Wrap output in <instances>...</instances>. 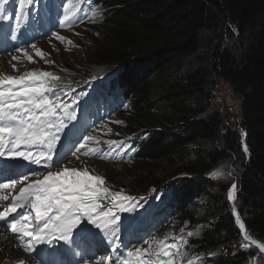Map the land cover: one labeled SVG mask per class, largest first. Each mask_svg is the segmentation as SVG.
I'll return each instance as SVG.
<instances>
[{
  "label": "trees",
  "instance_id": "obj_1",
  "mask_svg": "<svg viewBox=\"0 0 264 264\" xmlns=\"http://www.w3.org/2000/svg\"><path fill=\"white\" fill-rule=\"evenodd\" d=\"M93 6L100 31L90 42L91 59L115 71L95 78L105 81L104 93L119 94L126 105L116 109L118 129L137 135L125 146L128 162L113 190L135 197L161 192L153 202L135 205L132 217L152 204L151 223L176 216L193 232L201 230L195 239L180 238L177 264H226L222 252L242 234L232 212L212 220L226 208L232 181L216 182L210 173L237 157V185L247 202L240 205L241 220L264 243V0H95ZM224 22L238 32L237 47L217 42ZM213 76L239 97L238 124L200 107L197 99L217 90ZM178 176V184L163 186ZM253 249L228 264L262 257Z\"/></svg>",
  "mask_w": 264,
  "mask_h": 264
},
{
  "label": "snow or ice",
  "instance_id": "obj_2",
  "mask_svg": "<svg viewBox=\"0 0 264 264\" xmlns=\"http://www.w3.org/2000/svg\"><path fill=\"white\" fill-rule=\"evenodd\" d=\"M18 2L20 11L15 14L17 28L20 27L25 7L30 5L32 0ZM8 3L9 0H0V17L3 16L5 5ZM95 15L96 13H93V16ZM78 19L76 12L65 6L61 27L71 26L78 22ZM56 39L63 41L64 37L56 36ZM68 44L71 45L72 41L69 40ZM31 47L36 49L35 44ZM18 51L27 55L24 49ZM36 54L45 60V63L55 64L54 60L46 59L42 50H37ZM17 59V56H12L13 61ZM28 60L34 62L31 56H28ZM13 69L17 70L15 65ZM60 79L61 77L54 73L43 70L28 71L19 76L0 75V157L8 158L0 160V193L5 190L15 191L18 185H22L18 193L11 196V203L0 211V221L6 222V228L14 234L23 250L28 252L34 251L38 244H51L54 241L73 243L74 235L76 238L87 239L92 236L89 226H94L106 234L116 232L120 217L113 209L127 211L125 201L132 199L120 194L111 195L112 206L104 210L105 205L102 202L110 193L103 177L91 174L87 168L65 166L59 171L50 170L69 156L79 159L78 153L105 158L103 152H82L85 143H80L78 147L74 146L63 154L57 151L61 133L67 127L66 121L75 119L72 113L68 112L67 106L63 105L57 92L56 82ZM60 112L64 114L60 115ZM87 141L101 143L91 136L86 137ZM107 143L111 146L118 142L110 140ZM244 151L247 152L246 146ZM18 159L39 166L46 170V174L33 171L32 175L37 177L33 180L23 172L18 173L10 163ZM221 175L219 170L210 173L214 179ZM236 190L237 185L231 184L227 195L229 201L236 199ZM8 199V195H0V201ZM24 208L28 211L18 212V209ZM232 211L242 234L241 246L247 249L249 245H254L260 253H264V243L257 242L245 230V224L235 207ZM14 213L16 215L9 220V216ZM183 231L184 229H181V232ZM193 235V232H187V236ZM144 243L147 247H135L134 250L128 251L123 259L117 260L116 264H177L173 257L178 251H172L178 249L177 243L161 242L157 245L154 240H146ZM101 260L112 264L110 255L102 256ZM97 264H100V261H97ZM187 264H194V261L189 259Z\"/></svg>",
  "mask_w": 264,
  "mask_h": 264
},
{
  "label": "rangeland",
  "instance_id": "obj_3",
  "mask_svg": "<svg viewBox=\"0 0 264 264\" xmlns=\"http://www.w3.org/2000/svg\"><path fill=\"white\" fill-rule=\"evenodd\" d=\"M11 2L13 3L12 5L10 4ZM8 4V6L5 5V12L3 16L0 17V20L3 17L9 18L8 27L11 30V34L16 37V41L21 43L18 49H24L27 55L18 51V49L13 48L10 53H14V56H17L18 59L16 61L12 60L13 63L8 68H0V75L19 76L25 72L33 70L52 72L62 78L56 82L58 86L57 91H59L66 87L64 85L65 81V84L76 82L77 86H80V82L87 79L88 82H91L89 85L93 86L95 81H98L95 78L96 76L108 75L115 72L111 68L104 66L97 61L93 62L91 59L92 56L90 53L92 45H90V42L95 39V36L100 31L98 26L95 24V16H93V13L97 14V11L92 5V0H32V3L27 5L24 9L25 13L23 12L22 14L19 28H17L15 19V14L20 11L19 2L18 0H9ZM65 6H69L70 10H74L76 12V17L79 19L78 22L72 24L71 26L66 25L61 27V24L59 23L64 18L63 15L65 14ZM22 33H24V36L19 38ZM56 36H62L64 37V40L59 41L56 39ZM221 37V40L217 42H221L224 47L234 48L239 44L238 32L230 27L228 23L223 25ZM69 40L72 41L71 45L68 44ZM33 44L36 45V49L31 47ZM37 50H42L45 53L46 59L54 60L55 64L45 63V60H42L36 54ZM28 56H31L34 62L30 63ZM13 65H15L17 70L14 71ZM74 77H76V79H74ZM211 81H216L218 83L217 90L211 91L213 95L212 98L205 97L197 99V101H201L200 107H202V110L208 112H215L219 110L223 116L224 123L229 122L231 124H238L242 116L241 101L239 97L225 81L217 79L215 76L211 77ZM59 82L62 83L60 84ZM83 84L84 82L81 83L82 89H84ZM106 96L107 97H103L101 101H95L97 105L89 113L91 119L93 120V124L90 123L84 131L82 137L78 139L82 140L84 136L89 135L100 141L101 143L92 144L91 149H93V152L96 153L103 152L105 158L101 159L98 156L92 155L84 156L86 160L83 159V165L77 167L81 169L87 168L91 174L99 175L105 179L106 187L109 190L110 195L102 202L105 205L104 210H107L112 206L111 195L120 194L131 197L127 193L113 190L112 186L117 183L116 180L125 172V164L128 162V160H126L127 158L123 156L125 146L128 147L130 141L137 136L134 134L124 133L118 129L120 127V123L117 121L116 117L119 113H116L115 110H122V108H125L126 106L124 102L121 101V96L119 94L112 96L107 94ZM106 100H108L109 105L107 109L103 111V106L98 103L101 102L103 104H107L106 102H103ZM60 115L63 114L60 113ZM221 134H224L223 129L221 130ZM65 139L66 138L64 137L61 141L63 142ZM110 140L117 141L118 143L110 146L107 143V141ZM68 142H71V140ZM121 142L124 143L123 147H121ZM244 148L245 144L243 145L242 155L244 159H247L248 150L245 152ZM236 158L237 157H233L232 160L228 159L223 161L215 170H219L222 175L218 178L212 179L216 182L232 181V184L235 183L237 185ZM178 178L179 176L172 179L170 182H167V184L163 186L167 188L169 183L172 185L178 184ZM219 191L220 188L217 187L213 190V193L217 194ZM160 193V190H155L154 195L149 197L154 201L156 199L152 198L158 196ZM235 196L236 199L234 201H229L226 196V208L220 210L218 216L212 219L214 220V223L218 222L221 218L228 217L227 215L229 212L233 213V207L236 208V211L241 217L242 211L240 210V205L242 208H245L247 202L241 199V193L238 185ZM131 198L132 199L130 201L132 202L135 197L132 196ZM144 198H146V196H144ZM136 199L141 201V198ZM125 204L127 211H117L118 209H113L120 217L116 232L106 234L95 229L94 226H89L94 227V230L104 238L101 240V242H104L103 244L99 242V246L94 247L96 250H104L105 253H113L115 256L122 253L119 259H123V256H126L128 251L134 250L135 247H147V244L144 243L146 240H154L157 245H159L161 242L180 243V238H183V235L190 240L195 239L200 235L201 230L196 229L193 232L187 223L179 222V218L176 216L170 217L166 223H161L155 230H151L150 227L153 225H149V222L144 219L145 212L142 213V219H139L138 221L128 219L127 216L131 212L132 206L128 204L127 201H125ZM181 229H184V231L181 232ZM189 231L193 232L194 235L191 237L187 236V232ZM158 234L162 237L159 238ZM156 238L161 240H157ZM241 243V239L236 240L234 243L229 245L227 250L222 252V256H224L226 264H228L229 261L238 253H245L248 255L255 254L253 249L255 248L254 245H249V248L244 249L241 246ZM244 243L247 242L244 241ZM1 251H3V249ZM172 251L175 252L174 249ZM97 254L98 258L102 256V253ZM113 254H110V256ZM208 257L211 258L213 255H209ZM161 259L167 258L161 257ZM245 264H264L263 253L262 257L253 256Z\"/></svg>",
  "mask_w": 264,
  "mask_h": 264
},
{
  "label": "bare ground",
  "instance_id": "obj_4",
  "mask_svg": "<svg viewBox=\"0 0 264 264\" xmlns=\"http://www.w3.org/2000/svg\"><path fill=\"white\" fill-rule=\"evenodd\" d=\"M10 4L12 5L13 3L11 2ZM13 6H15V5H13ZM24 13H25V11H24ZM1 25L2 24L0 23V26ZM31 30H33V29H31ZM0 51H1V47H0ZM12 56H14V53H10V54L8 53V54L0 55V68H8L13 63L12 62ZM34 58H36V57H34ZM67 81H69V80H67ZM65 86H66V84H65ZM67 103H68L67 101H63V105H65ZM73 120H70L69 122L66 121V123H67L66 129H73V128L79 126V124ZM71 134L72 133H69V136ZM61 145H63L64 149L62 147H60ZM74 146H75L74 143L68 142L67 140H64L63 142L60 141L58 146H57V151L59 153L63 154L64 152H67L70 148H73ZM81 151L82 152L87 151V148L82 149ZM77 155L79 156V159H77L76 157L69 156L66 160H62L59 164H57L55 167L51 168L50 170L55 172V171L61 170L65 166H67L69 168H77V167L83 165L82 161H83V159H85L84 155H82L80 153H78ZM0 158H7V157H0ZM10 163L18 173L23 172V173L29 175V177L33 180L37 178L36 176L32 175L33 171H36L38 173L42 172L43 174H46V170L40 168L37 165L29 164L28 161H24L23 159L10 161ZM40 178H42V176H40ZM21 186L22 185H18L17 189L15 191L5 190L4 192L6 194L15 195L18 193V189ZM4 192H2V193H4ZM10 203H11V200H8L6 203V207ZM4 208H5V205L3 203L0 204V211H3ZM26 211H28L27 208L18 209L19 213H24ZM15 215L16 214L14 213L11 216H9V220H11L12 217ZM25 239H27V238H25ZM91 239L93 241H97V238L94 236L91 237ZM87 240L88 239H84V238H76L74 235V242L70 243V244H65L62 241L61 242H55L54 241L53 243H51L48 246V248L41 251V253L45 254L46 256H42L43 258H39L36 255L35 251H31V252L24 251L23 248L21 247L20 242L16 238H14V234L11 233L10 229L6 228V222L0 221V264H97V261H99V258H96V260L93 259L94 256L96 255V253H99V254L102 253V256H109L110 254H113V253L107 254L104 252V250L98 251V250L93 249L92 253H85V254L80 253V255H82V258H79L78 257L79 254L75 251H71L72 250L71 247L74 246L76 248H79V247L88 248L90 244L88 243ZM41 245H43V244H41ZM2 249H3V251H1ZM79 252H81V251H79ZM121 254L122 253H119L118 256H115V254L111 255L112 264H116V261L119 260V257L121 256ZM263 255H264V253H263ZM100 259H101V257H100ZM100 264H106V262L105 261L103 262V260H100Z\"/></svg>",
  "mask_w": 264,
  "mask_h": 264
}]
</instances>
